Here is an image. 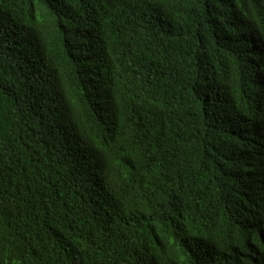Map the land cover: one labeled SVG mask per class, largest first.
<instances>
[{
	"label": "trees",
	"instance_id": "1",
	"mask_svg": "<svg viewBox=\"0 0 264 264\" xmlns=\"http://www.w3.org/2000/svg\"><path fill=\"white\" fill-rule=\"evenodd\" d=\"M0 264H264V0H0Z\"/></svg>",
	"mask_w": 264,
	"mask_h": 264
}]
</instances>
